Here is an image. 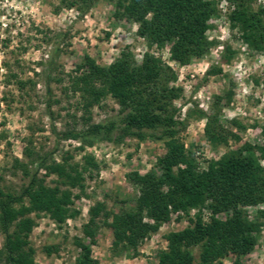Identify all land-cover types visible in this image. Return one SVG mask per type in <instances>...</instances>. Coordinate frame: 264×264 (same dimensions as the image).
Returning <instances> with one entry per match:
<instances>
[{"label": "rangeland", "instance_id": "obj_1", "mask_svg": "<svg viewBox=\"0 0 264 264\" xmlns=\"http://www.w3.org/2000/svg\"><path fill=\"white\" fill-rule=\"evenodd\" d=\"M64 1L70 0H0V190L20 194L28 184L15 166L16 159L25 165L42 157L49 163L68 159L72 165H84V159L92 157L99 166L85 174L84 191L72 189L79 196L73 205L80 212L76 218L59 225L46 214H32L36 226L30 242L37 264H74L80 253L76 242L85 239L83 226L90 219V209L97 203L111 214L132 208L139 192L128 175L156 170L158 159L166 153L160 131L145 130L144 140L126 132L120 106L111 96L85 109L81 94L72 86L74 71L85 57L108 67L125 50L137 64L150 52L170 67L176 75L173 85L182 89L174 102L177 118L184 123L178 136L194 153L201 171L247 143L262 144L264 127V50L250 49L232 27L229 2L217 0L218 14L206 33L208 51L181 65L171 58V44L150 48L137 34L138 24L116 18L112 2L99 0L83 13ZM263 3L257 0L254 5ZM215 114L219 126L233 134L227 144L213 145L205 137L208 117ZM93 125L114 126V130L92 135ZM69 132L83 134L79 139L65 138ZM30 169L34 171L36 165ZM39 176L50 187L67 188L56 175L42 170ZM263 208L247 211L253 219ZM196 215L209 223L212 212L195 208L188 215L172 213L169 222L141 243L136 256L133 251L115 253L112 230L102 226L92 257L99 264H158L159 253L167 249L165 236L190 226L189 219ZM215 217L225 220L226 214ZM103 219L100 216L98 221ZM3 244L0 234V250ZM200 253L199 247L194 248L197 261ZM233 260L229 256L215 264H233ZM242 262L264 264V230Z\"/></svg>", "mask_w": 264, "mask_h": 264}, {"label": "trees", "instance_id": "obj_2", "mask_svg": "<svg viewBox=\"0 0 264 264\" xmlns=\"http://www.w3.org/2000/svg\"><path fill=\"white\" fill-rule=\"evenodd\" d=\"M97 1L64 3L85 13ZM107 1L114 4L116 18L138 24L137 34L150 48L171 44V58L181 65L208 51L206 33L210 20L218 14L217 0ZM225 1L231 5L230 24L238 29L243 42L254 51H263L264 3L255 6L257 0ZM74 74L72 86L81 94L85 109L111 96L120 106L123 127L130 136L144 140L145 130L160 131L166 147L156 170L128 175L139 192L132 208L111 214L103 203H97L90 209V219L83 226L85 239L76 242L80 253L74 264H99L92 257V247L102 226L112 230L115 253L133 251L136 256L141 243L169 222L172 213L188 215L195 208L210 209V222L196 215L189 219L190 226L168 233L167 249L159 253L158 264H215L229 256L234 258L233 264H244L242 258L254 250L264 230V208L253 219L247 211L264 205V127L262 144L247 143L209 162L208 168L201 171L194 153L178 136L184 123L177 118L174 102L182 89L173 85L176 75L160 59L147 52L142 63L137 64L133 54L125 50L112 65L101 67L87 56ZM105 130L111 132L114 126L93 125L89 132L98 135ZM227 133L219 126L216 114L208 117L205 137L211 144H227L233 136ZM82 134L69 132L64 137L79 139ZM27 156L32 158L33 153ZM48 161L42 157L25 165L16 159L15 166L28 178V184L20 194L0 190V234L4 235L0 264H37L30 242L36 226L32 214H46L59 225L76 218L80 212L73 205L79 196L72 189L84 191L85 174L99 169L92 157H86L84 165H72L68 159L62 163ZM31 165H36L34 171ZM42 170L56 175L67 188L48 186L39 176ZM220 213L226 214L225 220L215 217ZM100 216L104 217L101 223ZM196 247L201 249L199 261L194 254Z\"/></svg>", "mask_w": 264, "mask_h": 264}]
</instances>
